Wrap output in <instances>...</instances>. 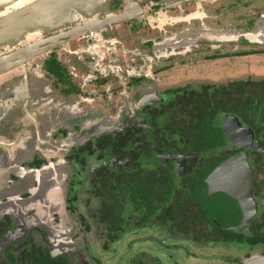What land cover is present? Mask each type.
<instances>
[{
  "label": "flooded vegetation",
  "instance_id": "af4514ba",
  "mask_svg": "<svg viewBox=\"0 0 264 264\" xmlns=\"http://www.w3.org/2000/svg\"><path fill=\"white\" fill-rule=\"evenodd\" d=\"M36 1L0 0V264L264 255V152L254 148L264 134L253 127L264 100V0H53L3 22ZM125 12L20 57L41 38ZM244 31L256 40L229 36ZM226 117L254 139H232ZM242 151L258 210L235 230L240 202L210 190L208 176ZM118 182L127 231L115 235L106 215ZM131 241L142 249L131 253ZM232 247L242 257L218 252Z\"/></svg>",
  "mask_w": 264,
  "mask_h": 264
},
{
  "label": "water",
  "instance_id": "95a60500",
  "mask_svg": "<svg viewBox=\"0 0 264 264\" xmlns=\"http://www.w3.org/2000/svg\"><path fill=\"white\" fill-rule=\"evenodd\" d=\"M52 1L53 0H38L35 2V4L30 5L28 7H23L22 9L16 11L14 14L8 15L9 17H7L6 19H2V20H4L3 22L15 20L19 18L20 16H23L28 10L38 9L39 7L42 9L44 5L51 3ZM63 5L71 8V10L73 9V6L69 3L66 4L65 2H63ZM125 15H126V12L116 14L111 17L108 16L107 18L99 19L100 21H91L88 24H86L85 27L76 26L72 28L71 30H69L68 32L62 33L60 35H55V36H51V37L44 38V39L41 38L38 41H35L34 43H31L30 45H28L27 47L28 50L20 49L19 51H22L20 57H23L25 53H29V52L33 53L34 51H37L38 49H43L50 45L56 44L64 38H73L74 36H77L80 33H82L81 30H83V28L86 30L87 29L92 30L94 28H92L91 23L101 22V24H103V23H109L113 21L118 22L124 19ZM21 22L24 25V24H27L28 21L23 20ZM222 34H225V33H222ZM238 34L241 37H245L250 40L252 39L256 40V37L254 36L252 31L239 32V33H236L235 35H229V36L232 37V39L233 38L236 39ZM225 35H223V37H225ZM11 55L14 57H17L20 54L14 53ZM14 57H10V59H13ZM224 122H225L227 134L232 139L248 140L249 142L252 139H254L253 130L250 127L242 126L241 123H239V120L237 118L226 117L224 119ZM254 148L256 150L264 152L263 146L257 147V145H255ZM221 180L227 182L228 184L227 183L222 184ZM208 181L210 182V190H213V191L224 190L240 202V205L244 213L243 220L239 226L231 228V229L241 230L246 225H248L249 221L254 215L257 214V210H258L257 200L254 197V185H253L254 169L249 162L248 152L242 151L241 153L228 158L225 162H223L220 166H218L211 172V174L208 176ZM242 264H264V255H253L251 257H248Z\"/></svg>",
  "mask_w": 264,
  "mask_h": 264
},
{
  "label": "trees",
  "instance_id": "16d2710c",
  "mask_svg": "<svg viewBox=\"0 0 264 264\" xmlns=\"http://www.w3.org/2000/svg\"><path fill=\"white\" fill-rule=\"evenodd\" d=\"M255 103H256V109L253 115V118H254L253 127L256 128V131L258 133L263 135L264 134V115L263 114L258 115L257 112L264 113V100H256ZM215 132L217 135L220 133L219 131H215ZM260 155L263 156V154H260ZM120 186H121L120 182H118L117 185L111 186V197H110V200H111L110 204L112 205L111 212L109 215H106V217L112 218L113 226L110 228V231L114 233L115 235H120L124 231H127L126 227L123 226L124 225L123 224L124 212L120 208V205H121L120 195L115 192V190L117 191L120 190ZM102 188L107 189L108 186L103 184ZM165 196L167 200L170 198V195H168L167 193L165 194Z\"/></svg>",
  "mask_w": 264,
  "mask_h": 264
},
{
  "label": "rangeland",
  "instance_id": "374dc122",
  "mask_svg": "<svg viewBox=\"0 0 264 264\" xmlns=\"http://www.w3.org/2000/svg\"><path fill=\"white\" fill-rule=\"evenodd\" d=\"M45 29L48 30L49 28L46 27ZM128 241L129 240H126V242H128ZM131 242H133L132 245L130 246V247H132L131 253H135L136 250H141L142 249V247H138V243H136L134 241H131ZM123 244H125V242H123ZM116 246L117 245H113V248L114 247L117 248L118 257L120 258L121 249L125 250L127 246L126 245H124V246L120 245L121 247H119V244H118V247H116ZM143 248H145L146 250H148L147 252L152 254V248L147 247V246H144ZM233 249H234L233 247H232V249L231 248L230 249L223 248L222 251H218V252H222L223 256H229V257H235V258L242 257V254L240 252H237V251H235ZM217 250H219V248L210 249L208 252L210 253V252H214V251H217ZM94 254H95L96 257H99V256L104 257V255H101L99 249H95L94 250ZM107 256H110V254H107ZM105 258H106V256L104 257V259ZM120 260H121V258H120ZM87 264H89V263L87 262ZM121 264H122V262H121ZM209 264H213V263H209ZM225 264H229V263H225Z\"/></svg>",
  "mask_w": 264,
  "mask_h": 264
}]
</instances>
